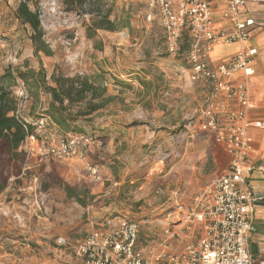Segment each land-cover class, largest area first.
<instances>
[{"label": "rangeland", "instance_id": "obj_1", "mask_svg": "<svg viewBox=\"0 0 264 264\" xmlns=\"http://www.w3.org/2000/svg\"><path fill=\"white\" fill-rule=\"evenodd\" d=\"M22 2L36 12L49 56L30 51L33 30L17 17ZM146 13V0H0V79L7 88V69L13 78L26 67L43 68L48 83L52 73L99 75L112 96L78 121L76 132L56 131L92 139L83 159L51 158L53 141L41 135L23 144V173L0 195V264H83L74 247L107 219L134 221L144 249L178 252L203 235L202 224L184 220L220 173L219 145L200 129L208 84L190 79L188 35L170 52L159 18L148 21ZM49 100L40 93L26 110L43 114Z\"/></svg>", "mask_w": 264, "mask_h": 264}, {"label": "built area", "instance_id": "obj_2", "mask_svg": "<svg viewBox=\"0 0 264 264\" xmlns=\"http://www.w3.org/2000/svg\"><path fill=\"white\" fill-rule=\"evenodd\" d=\"M214 1L146 0L147 20H153L154 16L159 18L167 50L178 52L182 34L188 35L185 56L190 79L205 81L209 88L200 112V129L223 145L229 157L225 172L205 185L194 198L184 220L185 223L202 224L203 235L178 252L144 249L138 245V226L134 221L107 219L99 229H90L74 247L75 256L82 258L83 264H252L248 236L253 230L255 205L264 201V197L254 194L246 180L247 172L252 168L248 165L251 148L248 128L260 126V123H252L246 118V109L250 107L246 83L234 85L229 78L238 70L244 76L253 73L251 60L256 50L247 47L217 64L210 62L209 55L215 44L246 40L254 22L241 17L240 9L246 0H222L227 4L226 15L232 28L215 27ZM13 78L14 85L10 88L16 103L13 114L26 131L29 126L34 127L22 145L29 139L41 141L43 136L53 141L46 149L51 158L63 160L79 156L83 159L92 139L83 134L61 135L50 127L46 117H28L26 87L18 76L13 75ZM164 234L170 239L174 232L165 229Z\"/></svg>", "mask_w": 264, "mask_h": 264}, {"label": "crops", "instance_id": "obj_3", "mask_svg": "<svg viewBox=\"0 0 264 264\" xmlns=\"http://www.w3.org/2000/svg\"><path fill=\"white\" fill-rule=\"evenodd\" d=\"M227 13L226 2L215 0L212 3V17L215 27L232 28ZM240 14L242 18H249L254 22L248 29V38L243 42L215 44L209 56L210 62L217 64L226 61L230 56L247 47H253L256 50L251 60L253 73L250 76H244L243 72L238 70L232 74L229 80L234 85L246 83L250 95V107L246 109V118L252 123H260V126L248 128V135L251 140L248 165L252 168L247 172L246 180L248 188L254 194L264 197V0H246L245 5L240 9ZM30 51L33 53V46L30 47ZM3 74L9 78L7 83L8 87L11 88L13 78L9 75V70L7 69ZM0 80V85L6 87L2 82L4 78ZM218 145L219 151L216 153V158L219 159L218 171L220 173L218 175H220L227 169L229 157L224 146ZM22 146V142H20L18 146L11 145L8 148L5 140L0 139V195L6 188L7 181L18 180L23 173L24 164H27V155L22 150ZM102 225L103 223H96L95 227L98 228ZM248 249L252 256V264H264V201L255 205L253 230L248 236Z\"/></svg>", "mask_w": 264, "mask_h": 264}, {"label": "trees", "instance_id": "obj_4", "mask_svg": "<svg viewBox=\"0 0 264 264\" xmlns=\"http://www.w3.org/2000/svg\"><path fill=\"white\" fill-rule=\"evenodd\" d=\"M17 17L22 23L29 24L33 30L30 39L34 55L37 56L42 51L49 56L50 50L44 47L40 40V24L36 12L30 10L26 2H22L17 7ZM9 75H12L10 71ZM17 76L23 81L29 100L33 99L37 102L40 93L47 94L50 98L43 114L33 116L28 111L26 115L32 119L40 116L46 117L50 127L61 134L76 132L78 121L91 119L94 112L112 99V96L106 95V85L97 82L99 75L88 77L52 73L50 83H48L43 68L35 70L28 67L23 71H18ZM15 109L16 103L10 88L0 85V139L5 140L8 148L11 145L18 146L20 142L23 143L26 136L34 131V127L29 126L27 131L22 127L13 114ZM65 192L69 198H75L79 204L85 206L86 203L78 197L73 188L65 187Z\"/></svg>", "mask_w": 264, "mask_h": 264}]
</instances>
